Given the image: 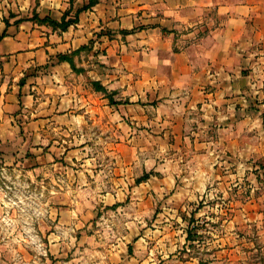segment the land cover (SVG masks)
Returning <instances> with one entry per match:
<instances>
[{
  "label": "crops",
  "instance_id": "0c3cea01",
  "mask_svg": "<svg viewBox=\"0 0 264 264\" xmlns=\"http://www.w3.org/2000/svg\"><path fill=\"white\" fill-rule=\"evenodd\" d=\"M17 1L24 20L0 28L1 156L123 115L185 142L201 128L236 161L264 148V0H99L66 30L32 17L74 18L89 0Z\"/></svg>",
  "mask_w": 264,
  "mask_h": 264
},
{
  "label": "rangeland",
  "instance_id": "374dc122",
  "mask_svg": "<svg viewBox=\"0 0 264 264\" xmlns=\"http://www.w3.org/2000/svg\"><path fill=\"white\" fill-rule=\"evenodd\" d=\"M17 6L0 0V28ZM91 124L0 154V264H264V148L236 161L201 128L185 142L126 115Z\"/></svg>",
  "mask_w": 264,
  "mask_h": 264
},
{
  "label": "trees",
  "instance_id": "16d2710c",
  "mask_svg": "<svg viewBox=\"0 0 264 264\" xmlns=\"http://www.w3.org/2000/svg\"><path fill=\"white\" fill-rule=\"evenodd\" d=\"M99 0H89V2L81 9L77 10L74 14V18H69L67 19V15H68V11L65 12V14L63 15L61 21H56L51 19L50 17H45V18H39L38 16H33L32 18H37L38 21L42 22V23H49L51 26H53L54 28H60L61 30H66L70 25L76 23V21L78 20V15L81 11L83 10H87L91 7H93ZM24 20V18L19 19L18 22ZM6 35V32H3V34L0 37V40ZM59 58H67V56L61 55Z\"/></svg>",
  "mask_w": 264,
  "mask_h": 264
}]
</instances>
